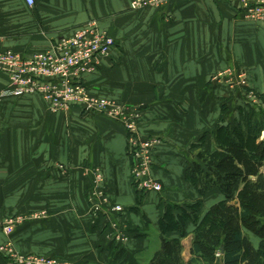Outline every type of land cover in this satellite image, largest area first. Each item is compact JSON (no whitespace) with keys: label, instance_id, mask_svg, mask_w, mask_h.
Listing matches in <instances>:
<instances>
[{"label":"crops","instance_id":"1","mask_svg":"<svg viewBox=\"0 0 264 264\" xmlns=\"http://www.w3.org/2000/svg\"><path fill=\"white\" fill-rule=\"evenodd\" d=\"M130 1L34 0L29 6L25 0H0V50L23 55L49 50L60 37L97 20L115 46L99 59L95 73L84 76L85 85L96 97L138 110L140 135L160 141L149 175L162 190L142 194L131 179L127 132L119 120L78 107L53 111L39 95L0 97V216L47 211L42 219L16 225L10 239L20 254L116 264L121 248L131 263L149 260L160 246L165 204L201 198L185 170L200 149L214 150L210 135L201 148L194 145L219 122L221 101L227 100L231 119L243 104L241 89L264 97V21L245 19L227 1L170 0L138 11L130 9ZM228 67L232 81L215 79ZM239 72L246 75L245 87L236 78ZM7 85L0 72V93ZM97 170L108 204L122 211L89 210ZM201 199L202 217L223 196L212 191ZM113 224L128 236L119 247ZM193 229L189 223L181 239L185 260L191 257ZM245 234L257 247L259 238ZM5 240L0 233V243ZM0 264H10L1 253ZM212 264H223L221 255Z\"/></svg>","mask_w":264,"mask_h":264},{"label":"trees","instance_id":"2","mask_svg":"<svg viewBox=\"0 0 264 264\" xmlns=\"http://www.w3.org/2000/svg\"><path fill=\"white\" fill-rule=\"evenodd\" d=\"M246 89H241L243 104L231 119L226 118L227 100L221 101L219 122L194 145L201 148L210 135L214 150L200 149L196 161L185 170V178L201 198L216 191L223 199L202 217L201 198L193 204H165L159 219L160 246L148 261L139 264H212L218 255L223 264H264V97L255 93L258 101L253 103L247 99ZM189 223L194 225L191 257L185 260L181 239ZM245 231L259 238L257 247ZM170 233L177 237H168ZM114 261L137 264L129 262L121 248Z\"/></svg>","mask_w":264,"mask_h":264},{"label":"built area","instance_id":"3","mask_svg":"<svg viewBox=\"0 0 264 264\" xmlns=\"http://www.w3.org/2000/svg\"><path fill=\"white\" fill-rule=\"evenodd\" d=\"M170 0H131L130 9L137 11L146 7L158 8ZM229 1L241 9L243 17L252 21H264V0H220ZM31 6L34 0H25ZM115 46V40L103 30L97 28L96 22L90 20L74 29L69 35L60 37L55 44L45 51L23 55L11 49L0 50V72L7 75L8 85L0 93V97L39 95L53 111H65L72 106H79L86 112H102L119 120L127 132V150L131 158V178L135 187L144 193L160 192L162 184L149 175L152 154L159 144V139L142 137L138 129L140 113L130 108H121L104 98L96 97L87 90L84 76L97 71L99 59L108 56ZM235 77L233 69L228 67L219 71L215 79L225 78L232 81ZM236 78L240 86L245 87L243 72ZM247 99L257 102L255 92L245 90ZM63 170V166H58ZM102 173L97 170L94 186L87 196L89 210L98 214L109 206L112 211L120 212V205L110 206L105 190L102 188ZM43 215V214H42ZM38 217L40 214L33 213ZM21 216L0 219V229L11 233ZM113 240L124 243L128 236L112 225ZM0 252L12 264H71L53 257L22 255L14 249L11 241L0 246Z\"/></svg>","mask_w":264,"mask_h":264},{"label":"rangeland","instance_id":"4","mask_svg":"<svg viewBox=\"0 0 264 264\" xmlns=\"http://www.w3.org/2000/svg\"><path fill=\"white\" fill-rule=\"evenodd\" d=\"M162 7V6H161ZM146 8H153V7H146ZM158 8H160V7H158ZM142 9H144V8H142ZM141 10V9H140ZM134 11V10H133ZM138 11V10H137ZM95 22H96V25H97V28L99 29V30H101L100 28H99V26H98V22H97V20H94ZM104 31V30H103ZM106 32V31H105ZM107 33V32H106ZM108 34V33H107ZM243 76H244V79H245V77H246V75L244 74V72H243ZM86 86V85H85ZM86 88H87V86H86ZM87 90H88V88H87ZM89 91V90H88ZM91 94V93H90ZM101 98H104V99H106L107 101H109V102H111V103H113L114 105H117V106H120L121 108H127L128 109V107L127 106H123V105H119L117 102H115L114 100H112V99H110V98H106V97H101ZM131 109V108H130ZM131 110H135V111H137V112H139L138 110H136V109H131ZM132 179V178H131ZM132 182H133V180H132ZM134 184V183H133ZM153 193H159V192H156V191H149V192H147V194H153ZM114 206V205H113ZM47 211H45V210H38V211H35V212H29V213H27V214H25V215H22L21 216V218H23V219H21L16 225H18V224H20V223H24V222H26V221H28V220H39V219H42V218H44L45 216H46V213ZM116 212V211H115ZM33 213H37V214H40L41 216H38V217H33V216H31ZM43 214V215H42ZM17 218V217H19V216H11V217H5V216H0V219L2 220V219H8V218ZM16 225H15V227H14V229H13V231L11 232V233H7V234H5L3 231H2V229H0V233H2V234H4V236H6V240L4 241V242H1L0 243V246L2 245V244H4L6 241H11V235L14 233V230H15V228H16ZM153 236L154 234H153V231L150 229V231H149V236ZM152 242H153V239L150 241V245H152ZM11 243H12V245H13V247H14V244H13V242L11 241ZM14 249H15V247H14ZM16 250V249H15ZM16 252H18L17 250H16ZM1 253V252H0ZM19 253V252H18ZM3 255V254H2ZM22 255H29V254H22ZM30 255H35V256H46V257H53V258H56V259H59V260H63V261H67V262H69V263H71L72 264V262H70L69 260H67V259H64V258H62V257H60V256H53V255H37V254H30ZM4 256V255H3ZM8 261H9V263L10 264H12V262H10V260L6 257V256H4ZM148 260V259H147ZM147 260H141V261H147Z\"/></svg>","mask_w":264,"mask_h":264},{"label":"water","instance_id":"5","mask_svg":"<svg viewBox=\"0 0 264 264\" xmlns=\"http://www.w3.org/2000/svg\"><path fill=\"white\" fill-rule=\"evenodd\" d=\"M220 251H221V252L223 251V247L220 248Z\"/></svg>","mask_w":264,"mask_h":264}]
</instances>
